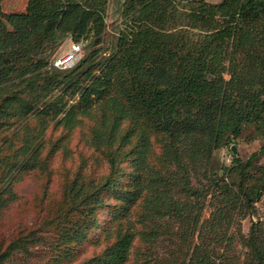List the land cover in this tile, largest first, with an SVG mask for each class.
<instances>
[{"label":"trees","instance_id":"1","mask_svg":"<svg viewBox=\"0 0 264 264\" xmlns=\"http://www.w3.org/2000/svg\"><path fill=\"white\" fill-rule=\"evenodd\" d=\"M2 3L0 218L30 174L47 205L0 264L34 246L35 264H264V219L232 232L264 196V0H124L111 46L109 0ZM68 40L82 58L52 67ZM77 130L89 155L50 198L51 160ZM242 138L262 147L217 159Z\"/></svg>","mask_w":264,"mask_h":264},{"label":"rangeland","instance_id":"2","mask_svg":"<svg viewBox=\"0 0 264 264\" xmlns=\"http://www.w3.org/2000/svg\"><path fill=\"white\" fill-rule=\"evenodd\" d=\"M215 3L217 0H207ZM29 0H3L2 9L4 13L23 12L26 10ZM124 0H109V6L106 13L107 30L105 34L104 46H111L116 37V32L121 25V14ZM72 42L66 41L60 48H58L50 58L53 59L61 54H64L70 49ZM84 50L82 52V56ZM81 56V58H82ZM61 131L53 132L49 130L47 138L51 137L53 140L59 138ZM81 135L77 130L70 142V158L66 159L62 153H57L51 160V175L48 183V196L53 199H59L62 186V174L65 170H74L79 164L80 154L85 156L89 152L81 141ZM262 147L261 141H247L242 138L238 141L237 151L240 157L247 159L250 155L258 152ZM231 149L225 148L217 152L216 157L220 162L230 164L232 159ZM260 163H264V157L261 158ZM47 182V178L39 174H30L16 186L18 194V201L8 207L0 218V252L5 249L11 240H13L20 231L32 230L39 226L46 214V201H42L43 186ZM43 202V204H41ZM264 219V196L256 206V214L245 215L239 214L236 217L235 225L232 232L238 236V239L245 237L248 233L251 222H256ZM237 250L245 253L246 249L238 242ZM44 248L42 246L30 247L27 252L14 253L9 261L5 264H35L43 260ZM91 246L85 247L83 254L79 260L92 254Z\"/></svg>","mask_w":264,"mask_h":264},{"label":"built area","instance_id":"3","mask_svg":"<svg viewBox=\"0 0 264 264\" xmlns=\"http://www.w3.org/2000/svg\"><path fill=\"white\" fill-rule=\"evenodd\" d=\"M83 52V44L72 43L70 49L53 59L51 66L59 70H66L73 67L80 61Z\"/></svg>","mask_w":264,"mask_h":264},{"label":"water","instance_id":"4","mask_svg":"<svg viewBox=\"0 0 264 264\" xmlns=\"http://www.w3.org/2000/svg\"><path fill=\"white\" fill-rule=\"evenodd\" d=\"M231 151H232V153H233L234 155H236V154H237V148H236V146H232V147H231Z\"/></svg>","mask_w":264,"mask_h":264},{"label":"crops","instance_id":"5","mask_svg":"<svg viewBox=\"0 0 264 264\" xmlns=\"http://www.w3.org/2000/svg\"><path fill=\"white\" fill-rule=\"evenodd\" d=\"M207 1V0H206ZM221 0H217L215 3L220 2Z\"/></svg>","mask_w":264,"mask_h":264}]
</instances>
